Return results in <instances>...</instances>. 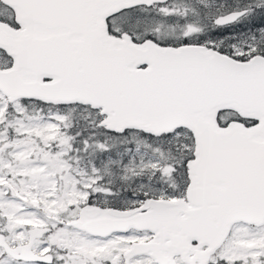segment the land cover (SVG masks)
I'll return each mask as SVG.
<instances>
[{
    "label": "snow or ice",
    "instance_id": "6c2138e0",
    "mask_svg": "<svg viewBox=\"0 0 264 264\" xmlns=\"http://www.w3.org/2000/svg\"><path fill=\"white\" fill-rule=\"evenodd\" d=\"M0 264H264V0H0Z\"/></svg>",
    "mask_w": 264,
    "mask_h": 264
}]
</instances>
